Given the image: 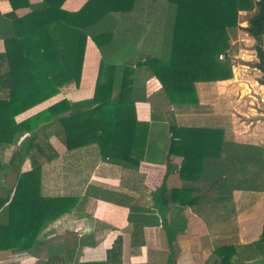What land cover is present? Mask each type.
<instances>
[{
    "label": "trees",
    "instance_id": "trees-1",
    "mask_svg": "<svg viewBox=\"0 0 264 264\" xmlns=\"http://www.w3.org/2000/svg\"><path fill=\"white\" fill-rule=\"evenodd\" d=\"M8 1L12 10L22 2L30 11L20 18L14 17L12 10L0 16V20H7L14 27L7 30L4 26L0 30L3 41L0 51V145L13 144L21 134L33 132L40 123L57 118L67 150L92 143L104 160L136 169L145 152L149 122L135 119L133 103L144 96H134L130 82H116L117 67L106 62L105 55L114 48L118 33L114 31L116 24L112 14H120L119 18L126 24L133 20L138 25L134 30L137 38L142 29L146 0H86L76 11L61 9L63 0H41L36 5L27 0ZM159 1L165 2L167 13L164 34L155 54L135 65L157 79L159 93L167 104L177 108L194 106L198 102L195 82L231 78L227 52L239 12L251 13L244 19L246 25L241 29L254 41L256 60L252 67L259 71L257 82L264 86V0ZM86 36L101 55L98 73L104 65L109 70L107 79L103 81L97 76L90 99L74 103L61 99L15 122L14 116L20 112L68 84L77 85ZM219 54L223 58L219 59ZM125 69L122 65L121 71ZM117 84L119 87L115 89ZM126 103L130 108L123 107ZM154 115L152 112L151 117ZM167 132L163 178L170 171L168 158L181 156L177 175L182 185L167 189L163 181L151 194V210L161 217V224L165 222L169 205L174 204L188 206L203 220L212 218L218 227H225L229 218L235 216L233 190L264 189L261 178L263 148L226 140L219 127L177 126L168 121ZM32 140L33 136L12 151L14 166L32 148ZM38 177L39 166L33 162L30 170L16 173L11 196H0V243L4 248L30 247L42 233L41 228H45L46 234L47 226L57 222L75 204L74 197L43 196ZM139 222L131 232L132 241H138L141 235L143 225L141 220ZM165 228L171 242L169 234L175 225L171 223ZM258 240L264 243V221ZM242 247L250 249L246 258L255 257L250 245ZM242 253L244 251L237 244H221L211 251L217 264H231L233 256L242 257ZM106 254L107 261H118L114 257L120 255L119 238Z\"/></svg>",
    "mask_w": 264,
    "mask_h": 264
},
{
    "label": "crops",
    "instance_id": "crops-1",
    "mask_svg": "<svg viewBox=\"0 0 264 264\" xmlns=\"http://www.w3.org/2000/svg\"><path fill=\"white\" fill-rule=\"evenodd\" d=\"M40 1L27 0V3L36 5ZM85 2L63 0L61 9L76 11ZM21 3L12 10L8 0H0V16L12 10L14 17H23L30 11V7ZM164 7L165 2L146 0L142 29L137 38L135 31L138 25L133 20L126 24L124 19L119 18L120 14H112L116 24L114 31L118 33L114 48L105 55V61L117 67V83L120 80L130 82L133 95L144 96L134 101L133 110L137 121L149 122L145 152L136 169L104 160L92 143L67 150L63 142V129L57 118L40 123L33 132L21 134L13 144L0 145V196L10 197L16 173L30 170L34 162L39 166V189L43 196L76 198L69 212L47 226L49 229L46 234L45 228H41L42 233L30 247L4 248L0 243V264H217L211 251L221 244H237L244 251L242 257L234 255L231 264H264V243H258L264 221V189L233 190L235 216L229 218L225 227H218L212 218L209 221L203 220L188 206L169 205L164 216L165 225L161 224V217L155 216L151 210V194L163 181L167 189L182 185L177 175L181 156L168 158L170 171L163 178L166 171L168 121H173L177 126L219 127L223 129L226 140L264 149V94L259 96L261 110L257 118L258 133L253 132V137H238L234 134L231 138L226 129L228 121H223L221 117L223 109L230 108V99L214 86L216 82L225 80L195 82L197 104L177 108L162 98L157 79L143 67L135 65L155 54L162 38L160 27L151 24L147 18H150L151 12L155 15ZM10 24L7 20H0V30L5 27L7 30L13 29ZM2 50L3 41L0 38ZM100 60L98 49L91 38L86 36L77 85L68 84L56 94L20 112L14 116L15 122L61 99L70 103L90 99L97 76L104 81L109 74L106 65L98 73ZM122 65L126 67L124 71H121ZM118 85L115 89H118ZM259 86L264 89L263 85ZM123 107L130 108L127 103ZM152 112L155 117H151ZM197 118H207L208 123L200 125ZM191 119L195 124L189 122ZM31 136L32 148L14 166L12 151L25 144ZM261 178L264 183V172ZM140 220L143 225L141 235L138 241H132L131 232L140 224ZM154 220L157 222L153 223ZM171 223L175 228L169 234L172 235L170 242L165 226ZM117 238L120 239V255L114 259L118 258V261H107L106 252ZM241 245H250L256 253L255 257L246 258L245 254L250 249L241 248Z\"/></svg>",
    "mask_w": 264,
    "mask_h": 264
},
{
    "label": "rangeland",
    "instance_id": "rangeland-1",
    "mask_svg": "<svg viewBox=\"0 0 264 264\" xmlns=\"http://www.w3.org/2000/svg\"><path fill=\"white\" fill-rule=\"evenodd\" d=\"M150 14V18L147 19L151 24H154L158 28L160 27L162 37L164 34L162 26L165 21V16L167 15L166 9L158 11L155 15L154 12ZM250 14L251 13L239 12L237 28L231 35L230 48L227 52L231 62V78L223 82H216L214 85L218 87V90L224 93L225 97H229L230 99L228 103H230L231 106H229L230 108L228 109H223L224 111H222L221 117L223 121H228L226 129L229 130L231 138H233L234 134L238 135V137H243V135H251L250 137H253L252 133H258L259 131V122L257 121V118L260 117L261 110L259 107V96L264 94V89L260 87L257 82L260 75L259 71L252 67L256 60L253 49L254 41L241 29V27L246 25L244 19ZM217 101L218 100H216V102ZM196 120L200 125L208 123L207 118L203 120L197 118ZM189 122L195 124L192 119Z\"/></svg>",
    "mask_w": 264,
    "mask_h": 264
},
{
    "label": "built area",
    "instance_id": "built-area-1",
    "mask_svg": "<svg viewBox=\"0 0 264 264\" xmlns=\"http://www.w3.org/2000/svg\"><path fill=\"white\" fill-rule=\"evenodd\" d=\"M218 58L221 59V58H222V54H219V55H218Z\"/></svg>",
    "mask_w": 264,
    "mask_h": 264
}]
</instances>
